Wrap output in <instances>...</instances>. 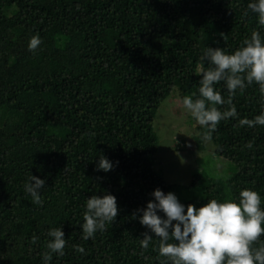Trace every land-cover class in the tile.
I'll list each match as a JSON object with an SVG mask.
<instances>
[{
  "label": "trees",
  "instance_id": "obj_1",
  "mask_svg": "<svg viewBox=\"0 0 264 264\" xmlns=\"http://www.w3.org/2000/svg\"><path fill=\"white\" fill-rule=\"evenodd\" d=\"M247 4L0 0V264H43L47 230L59 226L67 243L50 264H162L155 234L133 218L154 199V189L184 187L166 179L155 157L156 129L167 125L157 122L158 111L175 90L180 99L198 94L206 46L232 52L253 30L264 37L256 14L245 15ZM37 34L42 43L32 52L27 45ZM216 87L227 100L222 82ZM232 103L239 116L221 120L211 140H202L207 129L200 125L190 132L197 149L210 146L213 157L232 166L225 178L195 174L189 196L179 199L185 205L237 199L251 188L264 207V126L237 123L262 110L259 85L238 89ZM180 112L171 120L187 114L184 107ZM160 136L169 148L172 142ZM249 141L252 148L245 146ZM100 155L113 162L110 171L96 168ZM31 174L45 180L42 205L24 189ZM104 192L117 198L116 220L84 240L79 224L86 199ZM145 232L154 239L142 248Z\"/></svg>",
  "mask_w": 264,
  "mask_h": 264
},
{
  "label": "clouds",
  "instance_id": "obj_2",
  "mask_svg": "<svg viewBox=\"0 0 264 264\" xmlns=\"http://www.w3.org/2000/svg\"><path fill=\"white\" fill-rule=\"evenodd\" d=\"M249 10L256 14L258 24L264 26V0H248L245 15ZM41 43V37L33 35L27 47L35 52ZM200 62L198 72L202 75L198 94L185 95L181 100L191 118L207 129L202 140L208 141L221 120L239 116L236 105L232 103L238 89L242 92L248 85L256 83L264 101V37L259 30H253L250 38H246L243 45L232 52L206 46ZM221 82L227 90V100L216 87ZM225 104L229 107L223 110L218 107ZM237 123L249 128L264 126V105L259 114L251 119L239 118ZM245 146L252 148L253 144L249 141ZM113 166V162L103 155L96 164V168L104 172L110 171ZM44 186L45 180L32 174L24 182L25 191L38 205L43 204L41 189ZM151 195L154 199L149 200L146 207L137 209L133 218L139 219L155 234L158 256L164 258L162 264H264V241H261L264 236V207L261 206L262 197L258 191L243 188L237 199L218 201L211 198L199 207L185 205L174 192L165 193L160 188L154 189ZM84 208L83 221L79 224L84 240L93 238L98 231H104L118 215L117 198L109 192L91 195L86 199ZM137 212L141 214L137 216ZM161 212L163 215L159 214ZM47 237V251L41 255L43 264H50L53 253L64 255L67 243L61 226L49 227ZM37 239V236H32L33 243ZM153 239L145 232L140 239L141 247L147 248ZM258 241L259 245L253 246ZM74 247L78 252L85 251L82 246Z\"/></svg>",
  "mask_w": 264,
  "mask_h": 264
},
{
  "label": "rangeland",
  "instance_id": "obj_3",
  "mask_svg": "<svg viewBox=\"0 0 264 264\" xmlns=\"http://www.w3.org/2000/svg\"><path fill=\"white\" fill-rule=\"evenodd\" d=\"M176 91L172 93V96L163 103L158 111L157 122L164 119L166 122L163 123L167 125L164 127V132H159L156 129V125L155 129L160 137V146L155 157L158 160V164L164 169L166 179L169 182H175L185 187L179 188L175 192L178 199H183L189 196V193H187L188 186L195 174H205L213 178H225L226 169L232 165L223 158L213 157L210 146L197 149L193 133L190 134V132L191 129L194 131L195 127L199 125L188 113L184 117L178 116L180 120H171L172 112L178 115L184 114L180 112L183 105ZM176 95H178L177 98H175ZM160 134L168 137L172 142L169 148L162 146Z\"/></svg>",
  "mask_w": 264,
  "mask_h": 264
}]
</instances>
